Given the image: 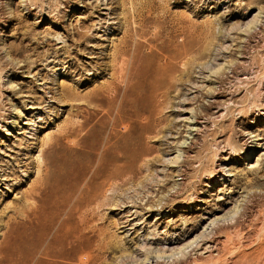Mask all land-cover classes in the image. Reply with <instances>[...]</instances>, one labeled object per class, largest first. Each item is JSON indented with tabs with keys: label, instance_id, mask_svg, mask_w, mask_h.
Segmentation results:
<instances>
[{
	"label": "rangeland",
	"instance_id": "1",
	"mask_svg": "<svg viewBox=\"0 0 264 264\" xmlns=\"http://www.w3.org/2000/svg\"><path fill=\"white\" fill-rule=\"evenodd\" d=\"M256 10L259 21L247 32L237 29ZM123 32L142 33L130 44L143 57L154 53L160 59L168 49H190L195 60L160 115L164 132L144 140L151 152L147 163L140 160L136 175L121 183L107 178L103 168L81 174L87 164L83 154L66 149L67 159H58V138L80 120L73 101L61 97L62 83L85 93L94 80L103 79L93 76L110 62ZM217 62L230 68L217 74ZM210 86L218 87L219 110L213 104L205 126L171 166L166 158L175 152L172 126L189 116L185 107L201 109ZM50 146L55 150L48 154ZM39 184L45 185L37 201L41 209L26 220ZM143 193V200L137 198ZM77 195L83 213L93 218L92 244L102 247L101 259L96 253L65 258L69 246L81 250L77 242L50 245ZM122 199L128 202L117 205ZM234 204L236 214L209 229L210 252L202 248L203 240L183 256L151 257L148 263L264 264V0H0L1 254L24 257L42 239L41 248L49 252L58 246V264H101L104 258V264H135L143 240L156 249L178 234L194 238L202 221L222 216ZM71 216L69 224L75 220ZM48 227L53 228L46 232ZM16 235L19 250L12 251ZM128 252L133 257H126Z\"/></svg>",
	"mask_w": 264,
	"mask_h": 264
},
{
	"label": "bare ground",
	"instance_id": "2",
	"mask_svg": "<svg viewBox=\"0 0 264 264\" xmlns=\"http://www.w3.org/2000/svg\"><path fill=\"white\" fill-rule=\"evenodd\" d=\"M258 21L259 11L256 10L244 24L238 25L237 29L247 32ZM141 36V32H123L122 36L119 37L117 43L113 46L110 62H106L103 66H101L99 75L95 74L93 76V78L101 76L103 79L98 81L94 80L92 86L85 93H81L79 90L72 92L70 87L62 83L63 93L61 97H63L64 100L73 101V105L76 106V116L79 117L80 120L77 121L76 125L72 126L66 133H62L63 135L61 134L58 138V159H67L68 153L65 152L66 149L73 152L75 155L83 154L86 158L87 164L86 166L84 164L82 165L85 166V171L88 169L86 172L83 171L84 173H81L83 175L85 173H88L89 175L88 171L92 172V169L95 170L97 168H103L107 178L118 179L117 181H119L120 178L121 183L123 177L128 176L129 178L131 176H135L137 173L136 165L140 162V160L147 163L145 156L148 158L151 154L149 150H146L147 145L144 144V140L149 136L156 138V136L158 137V135L164 132L163 128L165 126V119H162L164 116L161 118L160 115L162 111L169 107L172 102L171 93L178 90L180 81L183 80L185 76L189 75L191 64L195 60V57H193L194 50L186 49L181 52L175 51L174 53L173 50L168 49L169 53H166L165 51V53H163L164 57L160 59H158L154 53H150L143 57L140 54L139 49L130 44V41H133L136 44V40ZM178 58H180V68L176 65ZM222 64V62L213 64V72L220 74L222 70H226L229 67L228 64L220 67ZM107 74H109V76L105 78L104 76ZM205 77H208V74L205 75ZM215 82L218 83V81ZM199 86L204 87L206 85L201 84ZM217 88V86H210L207 88L209 93L206 95H208L209 98L206 102L202 101L203 105H201V109L199 111L195 107H185L186 110H189L187 111L189 112V116L185 115L183 119H180L183 120L184 123H181V121V124L174 122V125L172 126L174 127V131H171V134L174 138V140H172L175 152L172 154L169 153L168 158H166L169 164H173L171 166H175L176 163H179L180 159L183 158H181L182 154L184 155L182 147L188 148L193 143L199 131L205 126L204 124L206 123V120H208V110L213 106V104H215V107L217 108L216 111L219 110V105L216 100ZM195 97L196 95L191 97V99H194ZM233 100L229 99V103L231 104L234 102ZM180 105L184 107L183 104ZM182 114H178V118H180ZM105 131L106 135L103 134ZM188 138H191V142L187 141ZM69 140L71 141V145L67 144V141ZM146 143L148 142L146 141ZM98 146H100L99 150H96ZM148 146L150 147V145ZM54 150L55 149L51 147L48 154ZM250 155L251 151H248L246 156L249 157ZM49 161V157L47 156L45 160L46 167L45 169L43 168L44 170L42 169V171H45V175L47 174V165ZM60 163L63 164V162ZM257 163L258 162H255L256 165ZM140 168L141 165L138 166L139 172ZM93 176L95 177V175ZM90 177L92 178V176ZM42 184H39L40 188H35L34 190L37 191L36 194H33L35 204L33 203L34 205L31 207L30 212L25 214L26 220L28 218L30 219L31 214L36 216L41 209V207L37 204V201L45 191V185ZM115 188L113 187L111 189L114 190ZM149 192L150 194H153V190H150ZM137 193L140 194V191H137ZM143 197H145V194L137 198L143 200ZM80 198L81 197L78 195L74 197L73 204L70 205L67 214L64 216L60 224H58V229L54 233L53 239L50 241V245L53 247V244H58L59 242L63 247H65L66 245L69 246L68 241L71 245H75V242H77L81 245V250L79 252H75L73 248L69 246V248L66 249V252H64V254L67 255L65 258L81 253L88 258L96 253L98 255V259H101L102 257L99 253L102 247H95L96 245L93 246L92 244L93 232L91 230V220L93 218L83 213L84 211L81 207V205H83V201L80 200ZM131 201H134V199H131ZM127 202L128 201L122 199L117 202V205L121 206V204H125ZM84 203L86 205L89 204V199H87ZM67 204H69V201L67 200L61 203L55 214L57 217L63 214L65 209H63V207ZM237 209V205L234 204V206L228 209L222 216H215L210 221H202L199 227L201 230L198 234L195 233L194 238H189L186 235V237H182L181 234H178L174 239H170L169 242L164 241V243L156 249H151L148 246L149 244L143 240L139 244L140 252H138V259L140 260L136 261L135 264H147L151 257H155L159 260L160 258L167 256H183L188 253L190 248L201 245L203 240V244L205 246H202V248L210 252L212 244L209 239H206L210 231L209 229L212 228L220 218H226L227 216L232 218L233 215L236 214ZM71 215L75 217V220L73 223L71 222L69 224L67 223V220ZM51 228L53 227H48L45 231L47 232ZM26 229L27 226L24 231H26ZM99 229L102 230V228ZM21 234H23V232ZM174 234L175 232L171 233L170 236H173ZM13 237L14 241L10 248L12 251H16L19 250V247L15 242L18 235ZM41 240L37 242L30 252L24 255V257L13 254V258H11L12 255L7 257L6 255L1 254L3 252H0V262H8L9 260L18 262L21 260L23 264H58V259L61 256L58 253V246L56 245L54 250L49 252L47 249L41 248ZM4 246L0 247V250L4 251ZM60 249L62 250V248ZM61 254L63 255V253ZM138 254L134 256H138ZM104 256L106 255L104 254ZM129 256L130 258L133 257V253L128 252L126 257Z\"/></svg>",
	"mask_w": 264,
	"mask_h": 264
}]
</instances>
